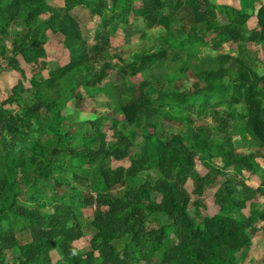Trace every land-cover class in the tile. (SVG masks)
Segmentation results:
<instances>
[{
	"label": "trees",
	"instance_id": "trees-1",
	"mask_svg": "<svg viewBox=\"0 0 264 264\" xmlns=\"http://www.w3.org/2000/svg\"><path fill=\"white\" fill-rule=\"evenodd\" d=\"M56 1L0 0V75H21L0 102V264L243 262L256 240L249 230L264 234V208L243 213L264 197V61L254 48L264 49L263 0ZM131 19L164 36L113 62L112 37ZM47 32L62 37L68 62L42 77ZM207 43L236 48L200 58ZM171 53L180 63L169 78ZM19 57L31 67L29 79ZM226 91L229 101L213 102ZM100 94L121 123L106 109L87 120L63 114L73 97ZM193 116H210L213 125L196 126ZM134 129L144 140L130 138ZM235 136L259 150L238 153ZM125 159L127 167L110 166ZM196 159L206 174L196 172ZM244 171L260 177L257 187ZM216 182L214 214L201 215ZM86 235L88 249L75 248Z\"/></svg>",
	"mask_w": 264,
	"mask_h": 264
},
{
	"label": "rangeland",
	"instance_id": "rangeland-1",
	"mask_svg": "<svg viewBox=\"0 0 264 264\" xmlns=\"http://www.w3.org/2000/svg\"><path fill=\"white\" fill-rule=\"evenodd\" d=\"M217 4L221 3H227V4H234L237 6L241 5V2L239 0H214ZM57 4H61L62 0H57ZM264 4V0L262 1ZM258 8V5L255 6V9ZM45 17V16H43ZM98 22V19H95V23ZM226 23L225 18H221L219 20V26H222ZM256 24V19L255 17L252 18L248 22V27L252 28ZM146 32L143 38H141V33ZM164 36V33L162 30H158L155 28H150L147 27L141 20H134L132 23L131 19V24L128 26H124L123 29L120 28L117 32V34L112 37L111 40V48H110V54L113 57V62H117L118 58L120 59H125L130 56L131 54L135 52H143L149 50L152 46H156L159 44V40ZM212 34H210V37ZM49 38V39H48ZM48 39L45 43V49H46V58H45V64L46 67L45 69L40 73L42 77L47 76V72L50 69H54L55 67L62 66L68 62V51L63 47L62 45V37L57 35L53 36L49 32H47V38ZM8 46L10 47V43H8ZM165 48L169 49L167 45H164ZM235 44L234 43H224L222 45V49H217L216 51L213 49L212 45L210 43L205 44L199 52V57L204 58L207 57L208 55H216L218 51H232L233 53L235 52ZM256 49V56L258 59H260L262 62L264 61V49L261 45H256L254 47ZM231 52V53H232ZM21 61V66L26 70L27 74L26 77L29 79L31 76V67L29 65H26L21 58L19 57ZM179 60L176 58L173 60V56L171 53V56L169 60L167 61V65L170 66L171 71L169 72V78H172L174 74L177 71L178 65H179ZM259 65H262V63H259ZM161 73L160 71H156L155 74L160 76ZM21 79V75L12 72V71H3L0 75V102L2 100L6 99L10 93V89L12 86L19 80ZM190 79V78H189ZM181 81L180 79H177ZM191 80V79H190ZM179 81H175L176 84ZM182 81H185L186 84H189L188 78H183ZM25 85L29 86L28 80H25ZM159 86V84H158ZM83 94V93H82ZM80 95V93H79ZM82 97L80 98H75L73 97L63 110L64 115L68 114H73L74 111L76 112L75 118L79 120H87V119H94L95 118V111L99 109H106L108 111V116L110 118L118 120V123L120 121V113L118 111H111V100L105 95V94H100L96 96L93 100L90 99L89 97L87 98L86 95H81ZM82 98H84L82 100ZM227 102L229 101V93L226 91L222 95H216L214 98L213 102ZM108 106V107H107ZM10 107V106H7ZM110 107V108H109ZM219 112L224 113L226 111V107L222 106L219 109ZM73 116V117H74ZM196 116H193V119H195ZM194 125L201 126L203 128H206L208 126L213 125L212 118L210 116H201L195 119ZM165 129H167L168 132L175 133L180 131L181 133L185 131V127L179 128L177 126H171V125H166ZM129 132L130 138L136 141H142L144 140V134L142 133L141 130L139 129H134ZM111 132L108 131V139L110 140ZM234 144L237 148L238 153H250L254 151H258L259 148L256 146V144L250 140H241L240 136H235L234 137ZM257 161H259L262 164V160L260 158H257ZM214 164L221 166L222 162L220 158H214L213 159ZM129 165V161L127 159L121 160V161H115L112 160L110 163V166L112 168H116L118 166H123L127 167ZM264 166V165H262ZM208 171L207 167L204 166L199 160L196 159V172L199 175H204ZM228 176H232V170H230L228 173ZM244 180L246 183L250 186L257 187L260 183V177L257 175H253L247 171H244L243 173ZM193 178L188 179L186 183V188L188 190H191L193 187ZM220 185V182H216L214 185H212L210 188H208L203 195V202L205 204V208L200 209L201 215H213L214 210H213V201H212V196L218 186ZM120 185L115 186L114 188L111 189V193L113 195H116L117 191L119 190ZM240 189V187H238ZM153 198L155 200H159L160 196L159 195H154ZM196 197L192 196L191 199H195ZM192 205H190V210H191ZM264 208V197H260L257 202L247 207L245 210H243V213L245 215H248L250 213V210L252 209H263ZM51 209H47V211H50ZM249 233L254 236L256 239L254 242V249H251L247 255V258L243 262H240L239 264H259L258 261L262 259L263 253H264V234L263 232L259 231H251L249 230ZM89 241H90V235H86L79 240L75 241L73 243V246L78 249H88L89 247ZM52 256L55 254V252H51ZM97 254V253H95Z\"/></svg>",
	"mask_w": 264,
	"mask_h": 264
},
{
	"label": "crops",
	"instance_id": "crops-1",
	"mask_svg": "<svg viewBox=\"0 0 264 264\" xmlns=\"http://www.w3.org/2000/svg\"><path fill=\"white\" fill-rule=\"evenodd\" d=\"M71 115V114H70ZM254 249V248H253Z\"/></svg>",
	"mask_w": 264,
	"mask_h": 264
}]
</instances>
